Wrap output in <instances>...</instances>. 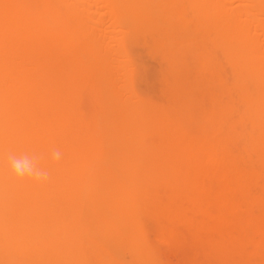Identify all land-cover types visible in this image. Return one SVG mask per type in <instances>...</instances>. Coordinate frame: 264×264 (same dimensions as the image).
I'll return each instance as SVG.
<instances>
[{
    "label": "bare ground",
    "instance_id": "6f19581e",
    "mask_svg": "<svg viewBox=\"0 0 264 264\" xmlns=\"http://www.w3.org/2000/svg\"><path fill=\"white\" fill-rule=\"evenodd\" d=\"M0 264H264V0H0Z\"/></svg>",
    "mask_w": 264,
    "mask_h": 264
},
{
    "label": "clouds",
    "instance_id": "9594fccd",
    "mask_svg": "<svg viewBox=\"0 0 264 264\" xmlns=\"http://www.w3.org/2000/svg\"><path fill=\"white\" fill-rule=\"evenodd\" d=\"M62 156L63 152L59 148H53L48 153V159L53 162L60 161ZM43 159H45L43 154L7 153L10 182L13 184H19L26 181L38 183L47 182L50 179L51 172L48 167L41 166L40 161Z\"/></svg>",
    "mask_w": 264,
    "mask_h": 264
}]
</instances>
